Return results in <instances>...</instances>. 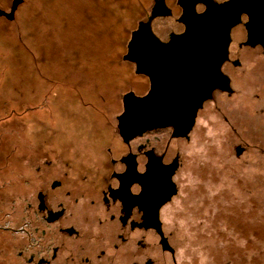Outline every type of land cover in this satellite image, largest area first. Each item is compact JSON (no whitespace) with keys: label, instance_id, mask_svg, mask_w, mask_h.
<instances>
[{"label":"rangeland","instance_id":"obj_1","mask_svg":"<svg viewBox=\"0 0 264 264\" xmlns=\"http://www.w3.org/2000/svg\"><path fill=\"white\" fill-rule=\"evenodd\" d=\"M151 2L20 0L11 18L0 15V212L16 214L23 192L61 174L54 200L68 198L73 183L104 179L101 156L117 141L120 93L136 83L122 54ZM10 3L0 0V8L8 10ZM169 18L151 20L161 37L179 27ZM230 101L219 110L207 102L189 136L169 143L179 157L176 189L160 214L173 259L150 230L135 228L112 253L103 246L110 264H141L147 256L154 264H264L260 111L250 89L241 88ZM235 145L242 149L235 152ZM79 221L87 225L85 218ZM111 230L104 223L101 234ZM73 237L71 245L58 235L56 244H68L58 260H67L70 245L89 248ZM8 240L15 245L12 235ZM5 256L0 264L15 261L13 253Z\"/></svg>","mask_w":264,"mask_h":264},{"label":"flooded vegetation","instance_id":"obj_2","mask_svg":"<svg viewBox=\"0 0 264 264\" xmlns=\"http://www.w3.org/2000/svg\"><path fill=\"white\" fill-rule=\"evenodd\" d=\"M223 1L231 4L228 16L233 14L237 19L227 28L226 38L216 29L220 13L210 11L209 0H152L145 18L137 19L131 29L136 30L134 59L122 54L131 64L136 83L120 93L121 109L114 123L117 141L105 146L101 156L106 169L104 179L91 185L73 183L66 192L68 198L64 196L60 200L54 197L61 193L62 174L48 182H38L33 190L23 192L15 226L11 225L10 214L0 222V227L13 228L9 233L18 234L22 264H110L103 246L107 245V251L112 253L117 245L114 243L132 236L127 231L135 228L150 230L160 250L169 252L173 259V248L162 230L160 214V208L176 189L173 174L179 157L176 148H170L169 143L189 136L197 112L207 102L214 109H225L232 105L228 99L241 88L250 89V97L256 100L260 111L262 132L259 138L264 153V0H212L214 3ZM157 16L170 17V22L179 27H169L161 37L151 24ZM200 31L201 36H193ZM186 32L189 33L186 39L177 37ZM126 92L147 98L146 104L141 106L139 102L132 106L133 130L125 127V123L130 122L126 120L121 133L117 115L123 109L122 97ZM164 104L176 108V115L162 118L159 114L157 122L163 124L140 128L155 122L141 116L142 107L145 111V108ZM161 131L166 132L156 133ZM236 146L242 147L235 145L234 149ZM171 183L174 192L168 193ZM165 196L167 198L162 200ZM82 218L86 226L78 223ZM104 223L112 225L110 235L101 234ZM66 227H69L68 232ZM159 230L167 242L164 247ZM58 235L70 239L71 245L73 236L82 237V243L90 246L83 250L79 245L75 249L70 245L68 254H64L67 260L60 261L57 252L65 251L68 244H56ZM148 259L145 257L141 264H154Z\"/></svg>","mask_w":264,"mask_h":264},{"label":"water","instance_id":"obj_3","mask_svg":"<svg viewBox=\"0 0 264 264\" xmlns=\"http://www.w3.org/2000/svg\"><path fill=\"white\" fill-rule=\"evenodd\" d=\"M20 0H11V3H10V6H9V9L8 10H4L2 8H0V15H4L5 17L7 18H11L13 16V11H14V8L16 6V4L19 2ZM224 3H228V1H223V2H220V3H214L212 2V0H209V5H210V11L212 12H219L220 13V19H219V22H215L216 23V29L218 30L219 29V34L221 37H224L226 38V31H227V28L233 24L234 22H236L237 19H235V17H231V18H228L227 21H224L223 20V17H224V13L222 10H218V9H215L213 8L212 6L213 5H222ZM212 14V13H211ZM213 15L215 16V13H213ZM210 18H211V15H209ZM208 16V17H209ZM211 22V21H209ZM194 27L196 28V26L194 25ZM218 27V28H217ZM135 31L136 30H131L130 31V35H129V39L126 43V50L125 52L123 53V57L127 58V59H134V55H135V50H134V41H135ZM189 32V30H188ZM187 33V32H186ZM191 33V32H190ZM183 35V36H182ZM181 36H177L178 38H181V39H186L188 36H189V33L187 34H182ZM202 35V32L200 31V33H198L197 35H193L194 37H198V36H201ZM188 47V46H187ZM190 49V48H189ZM146 96H137V95H134L132 92H126L123 94V109L122 111L117 115V120H118V126H119V129H120V132L122 133V127H123V122L126 121V120H129L130 122H127L125 123V127L130 130H133L134 126L131 124L132 120H134L135 118V113H134V108L131 106L133 101L135 100H139L141 101V106L143 104H146ZM196 105H194L190 110H191V114L193 113V110L195 108ZM128 107V108H127ZM147 107V106H146ZM165 107V108H164ZM127 108V109H126ZM164 108V109H163ZM148 112L143 116H145V120H155V122H152L151 124H146V125H141L140 128H143V126L145 127H151V126H155V125H159V124H163V123H158L157 122V118H159L158 116V112L159 110L160 111H163L164 113L167 114V117H174L176 115V111L177 109L174 108V107H171V105L169 104H164L163 106H155V107H149V108H145ZM144 111V108L142 107V109ZM166 122L168 123L169 120L167 119ZM185 131V129H184ZM135 131H132V133H134ZM181 134V132H174V134ZM242 149V147L240 146H236L235 147V152H239L240 150ZM171 182V181H170ZM171 192H174V185L173 183H171V189L168 190V193H171ZM167 196H165L162 200L166 199ZM161 200V201H162ZM160 202V201H159ZM156 226L158 228V223H156ZM159 229V228H158ZM159 233L161 235V232L159 230ZM160 242L162 244V246H166L167 242L165 240V238L161 235L160 236Z\"/></svg>","mask_w":264,"mask_h":264},{"label":"trees","instance_id":"obj_4","mask_svg":"<svg viewBox=\"0 0 264 264\" xmlns=\"http://www.w3.org/2000/svg\"><path fill=\"white\" fill-rule=\"evenodd\" d=\"M20 207H19V211L18 210L16 211L17 212L16 214L8 212V211H4V212L1 211L0 216H2L3 218L4 217L8 218V214H10L11 225L15 226V224L13 222L14 221L17 222V220H18V215L20 213ZM8 230H11V233L14 231L13 228H8L6 226L0 227V231H1L0 232V245L2 246V248L0 250V258H5L6 257L5 255H7L8 253H10V255H11V253H13L15 261L11 262V263H7V264H16V262H18V264H22V261L20 259V253H21L20 252V246H19L20 245V238H19L18 234L15 233L14 235H12L11 233H9ZM9 235H12L13 242H15L14 243L15 245H13V246L9 244V240H8ZM12 247L14 248L13 251H11Z\"/></svg>","mask_w":264,"mask_h":264},{"label":"bare ground","instance_id":"obj_5","mask_svg":"<svg viewBox=\"0 0 264 264\" xmlns=\"http://www.w3.org/2000/svg\"><path fill=\"white\" fill-rule=\"evenodd\" d=\"M230 3H224V4H222V5H213L212 7L213 8H215V9H218V10H222L223 11V13H224V21H226L228 18H231V17H233V14L229 17L228 15H230L229 14V9H230ZM139 102H141V101H139V100H135V101H133V103H132V105L131 106H134L136 103H139ZM128 108V107H127ZM126 108V109H127ZM161 110V109H160ZM159 110V112H158V115L160 114V117H162V118H165L166 116L165 115H167L166 113H162V111H160ZM134 111V110H133ZM145 113H147L148 111L147 110H145L144 111ZM144 112L142 111V114H141V116L142 115H144ZM159 117V116H158ZM157 119H159V118H157Z\"/></svg>","mask_w":264,"mask_h":264}]
</instances>
